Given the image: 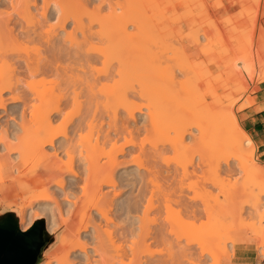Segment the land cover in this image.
I'll return each instance as SVG.
<instances>
[{
  "label": "bare ground",
  "instance_id": "bare-ground-1",
  "mask_svg": "<svg viewBox=\"0 0 264 264\" xmlns=\"http://www.w3.org/2000/svg\"><path fill=\"white\" fill-rule=\"evenodd\" d=\"M64 1L65 2H62V0H41L40 4H42V5H40L39 0H0V31L3 30L1 32H3V35L5 34L6 37H5V35L3 36L1 34H0V36H3V38L7 39V40H5V41H7L6 43L11 41L10 43H12V44H10V43L6 44L5 43L7 46L8 45H10V47L12 46L11 50H14V48H16L14 50L16 52H14V54H12L11 56H2L0 54V70H1L0 71V81H1L0 84L3 85L6 83L5 84L6 86L0 85V113L3 114L4 111L7 112L8 110L16 111V108H14V107H16V105L14 106V104L19 103V101H21V100L23 102V100L26 99V98L23 99V97L27 96L26 93H28V91L24 92V94H25L24 96L20 95L19 93H21V92H20V89L18 88L19 87L17 84L18 82H15V84H10V83H12V82H10V81H12L11 78L14 77L15 75H19V74L23 73L29 77L32 76L31 79L35 78L36 76H39V77L41 76L42 78H44L43 80H45V81H46V79H48L47 80L48 82H49V80H51L50 83L52 85L49 84L51 87L47 88V89H49V92L47 93L49 98L47 99V101H45L46 107H47V111H46V114L44 117L45 126L43 125L44 127L42 128V130L39 129V131H41V133H40V135H38V138L41 141L43 139L42 138L43 135H48V138L46 136H44L45 139L43 140V143L41 142L40 146H41V148L42 147L44 148L45 146L46 147L47 146H53L56 149V151H55V154H53L52 156H58L59 155L58 150L65 151V153L68 155V160L64 161L62 163L64 166V169H65V172H63V173H65V174H63V176L60 179H58L56 182H54L51 185L53 187L56 186L58 188L57 190L53 189L54 190L53 194L57 197V194L61 193V191L64 193L68 186L73 187V185H72L73 182L72 183H71V181L69 182L68 177H70V180H72L71 178H73V177H78L79 175H81L80 174L81 170H84V172L86 170L85 175H87L86 176L87 183L92 182L93 180L98 181V180L102 179V181L99 183V185H97L96 192H95L96 195H94L98 198L99 202L96 201L97 203L89 205V207H87L86 210H85L84 206H82V207L77 206L78 202L82 199V196L71 194V195L75 196L74 198L76 201L74 202L71 200H67L68 209H66L65 214L67 212V215L72 216L73 214L78 213L80 224L78 225L77 230L73 234L71 233L70 228H68L67 232H63V234L61 235L60 240H59L60 243L55 248L56 250H59L60 255L55 256L52 261H47L43 264H128L126 262V256L128 254V251H127L128 248L126 249V247H125L126 244L124 245V242L128 238L129 234L131 235L133 233L131 231H133L134 229L136 231V228L138 230V227H136L135 224L138 226L140 224L141 220L142 221L145 220V223H143V224H144V226H146L147 219H143L142 217L144 216V218H146L145 217V214H146L147 218H148L149 217L148 215L154 209L157 208V205H158L157 202H158V199L160 198L159 194L163 195V196L160 195L162 198H164V197L167 198L166 200H168V198H170L169 197L170 191L167 194V189H168V186H170L169 183L171 182V180L174 182V180L172 179L173 174L175 175L176 173H178V170L181 168V170H182L180 173L181 178H180V176H179L180 179H178L177 176H176V178L178 180H180L179 182L183 186L184 182H185V176H187L189 174H195V173L198 175V173H197L198 170H200V168L203 169V167H204L203 165L207 161V163L210 167V170H211L210 172L217 175L218 169H219V164H220L219 157L218 158L216 157V156H218V154H217L218 149L217 148L220 147V146H218L219 143H217L218 138L221 140L220 141L221 143L222 142H224V144L226 143L224 146L227 149L232 148L235 144L237 146V150H238V151L236 150V153L238 152V155L240 154L239 156H241L243 154L244 147H252L253 150H255L256 148H255V145H254L252 139L250 138V136L245 131H243L241 129L238 122H236V124L234 125V128L238 127V129H240V132L242 133V135L240 134L241 136H239V134L238 135L237 134H233V135L228 134V136H231V137H228L227 135L225 137V135L221 131V124H222V122L220 120V119H222L221 115L219 114V112L217 114L216 111L211 110L214 105L212 106V104H211V106H212L211 107L209 104H206V102H204V104L202 102V101H204L203 98H205V97H203L202 93H199L200 92L198 89L199 87H198V84L196 83V82L199 83V81H201L199 78L200 75L197 73L200 69H197L198 71L196 70L197 71L196 73L199 75L198 76L196 73L193 72L194 68L191 69L192 66L190 67V64H191L190 61H189V66H188V68L190 67L189 70L191 69V71H192V73L190 75L192 76V74L194 73L193 75L196 74L195 76L198 78L197 79L195 76H193L194 82H192L191 84H190V82L192 81L193 77L191 78V81H190L188 72H187L188 74H186V71H185V75H188V77L185 76V78H183V77L179 76L180 79L182 78L183 80H178V75L175 76V73L173 70H171V71L169 69H161L160 70V69H157L158 65L155 64L156 65L155 66L154 64H152L151 66L152 67L155 66L156 68L154 67L155 68V69L153 68L154 70L151 69V73L149 72V76L147 75L145 77V75L143 74L144 77L138 78V77H140V75H138L139 73L136 74V75H138V77H137V80H134V81L135 82L137 81V86H134V85H132V83H135V82L133 81V77L131 75L132 74L134 75L136 72H139L140 67H142L145 64H143L141 66V63L138 60L139 58L138 59H135V58L124 59L127 55L125 57H122L121 60H119L121 55H120V57L118 55H116L119 57L118 58L119 62L117 61V63H118L117 66L114 67L113 70H110L111 65L107 63L108 62L107 61V54H106L107 51L105 50L106 51V53H105L104 50H100L99 45H105V46L108 45V47H109L111 45L112 46L113 45L118 46V44H122V45L124 44V46H125V43H128V42H130L128 44H134V42H138V43L140 42V44H141L142 41L143 42L147 41L148 43L153 42V44H154L157 41H160V39L157 38L158 35L156 34L155 30L149 29L150 31L149 30L147 31L146 29H148V28L143 27L144 23L142 24V22L143 21L145 22V20H144L145 18H144V16H143L144 19L141 18L142 16L140 15L141 14L140 12H142L141 10L143 8H142V5L140 7V3L138 4V2H136V0H135V3H132L133 1H131V0H130L131 3L129 2V0L128 1L125 0V2L127 1L126 2L127 4L123 3L124 0L123 1L122 0H64ZM153 1H155V0H153ZM151 2H149V3H151ZM128 3H129V6H131L130 4H133V6H131V7L127 6ZM181 3H183V2H181ZM155 5H156V3H155ZM176 5L178 6V4H176ZM179 5H181V4H179ZM2 7H8L9 9L8 10H2L1 9ZM91 7H93V8H91ZM168 10H170V8H168ZM165 11H166V9H165ZM171 13L173 14V11ZM142 14H143V12H142ZM146 16L147 15H145V17ZM165 17H167V16H165ZM174 17L172 16V19ZM147 18H148V20L150 19L148 16H147ZM142 19H143V21H142ZM155 19H157V18H155ZM167 20L169 21V19H167ZM115 21H118L117 24H119V23H121V24H119L117 27H115L114 26L115 24H113V28L112 27L110 28L109 27L110 23H113ZM187 21H189V20H187ZM190 21H191V19H190ZM189 23H191V22H189ZM111 26H112V24H111ZM129 27L133 28L134 30L131 31ZM152 27H154V26H152ZM143 28H145V30H146L145 34L147 33L146 35H148V37H146L145 34L143 33L145 31ZM162 29H164V28H162ZM167 29L168 28H166V30ZM160 30H158L157 32H159ZM192 31H196V30L192 29ZM201 31L203 32V30H201ZM206 31H204V32H206ZM194 33L196 35V32H194ZM194 33H192V34L190 33V34L193 35ZM213 33H215V32L213 31ZM178 34H180V32ZM169 35H170V33H169ZM187 35L188 34H185V36H187ZM207 35H208V33H206V36H205L206 38L204 37V39H208V36L210 34L208 36ZM188 36H190V35H188ZM188 36H187V38L191 37V36L190 37H188ZM213 36H214V34H213ZM168 38H166V39H168ZM195 38H196V36H194L193 41L195 40ZM198 38H199V35H198ZM198 38H196V40ZM1 39L2 38H0V40ZM161 39L164 41L163 38H161ZM191 39H192V37H191ZM3 40L4 39H2V41ZM14 40L16 41V45H14V47H13ZM211 40H213V39H211ZM176 41H177V39H176ZM202 41H203V39H202ZM197 42L200 43V39L197 40L196 43ZM138 43H137V45H139V48H140V44H138ZM205 43L206 42H204L203 44H205ZM19 44H20V48L15 47L17 45L19 46ZM166 44H168V42ZM192 44H195V43L192 42ZM34 45H35V47H34ZM164 46H166V45H164ZM29 47H30V50H29ZM31 47L33 48V50L35 49L36 51L35 50L32 51ZM0 49H1V47H0ZM7 49L8 48H4V50H7ZM8 50H7V52H8ZM11 50H9V52ZM31 51H32V53H31ZM208 51L210 52V50H206L205 52L208 53ZM11 52H10V54H11ZM201 52H203V50ZM3 53H5V51ZM161 53H163V52H161ZM212 54L214 55V53H212ZM130 55H132L131 52H130ZM155 55H157V54H155ZM136 56L139 57V55H136ZM152 56H154V54H152ZM208 56H210V55H208ZM129 57H133V56H129ZM101 58H104V59L102 60ZM156 58L158 59L159 57L157 56ZM175 58H177V57H175ZM182 58L181 59L179 58V59L185 60ZM214 58H216V57H214ZM179 59H177V61L172 59V61H174L173 62L174 64H175V62L179 63L180 62ZM158 60L164 61V59H158ZM158 60H157V62H158ZM211 60H209V61H211ZM99 61H100V63H99ZM152 61H153V59H152ZM215 61H216V59H215ZM102 62H103V64H104V62L108 64V66L104 64L105 69H102L103 71L98 69L101 65H99V66L96 65L98 63L101 64ZM186 63L188 64V62H186ZM147 64H148V62H147ZM158 64H159V62H158ZM165 64H169V62L168 63L165 62ZM184 64H185V62H184ZM5 65H6V67H5ZM176 65H178V64H176ZM176 65H175V67H176ZM3 66L6 69H4ZM185 67H186V64H185ZM179 68H181V66ZM2 69H4V71ZM128 69H130V71H131L129 74L130 76L128 75L127 77H125V79L130 78V80L128 79L127 81H125L123 78H124L125 74L127 75L126 71ZM168 71H170V74L168 73ZM172 71L174 74L172 73ZM143 73H145V72H143ZM200 73L202 75L201 71H200ZM102 74H103V76H102ZM179 75H181V74H179ZM182 75H184V74H182ZM7 76L10 77L11 80ZM19 76H21V75H19ZM5 77L7 78V80H5ZM29 77H27V78H29ZM16 78L18 79L17 76H16ZM8 79H9V81H8ZM208 79H205V80L207 81ZM158 80L159 81L160 80H163V81L166 80L167 83L165 86L163 85L164 87L161 86V88L163 87V91L162 92L160 91L161 95H160V99L156 101L157 105L158 104L160 105L159 102L162 99L161 96H165L167 98L166 95L169 94V92L175 87L176 84L179 85V83H181L179 85V88L182 85V88H185V86H186V88H188L187 91L190 90L189 92H187V91H185L186 90V88H185V90L183 89L184 91L181 92V95L174 96V97L170 93L171 95L168 96L167 100H166V98H163V99H165L166 104L164 103L165 101L161 102V104L162 103L165 104L164 107H162L163 104L160 105L161 108H157L156 104H152L155 107H152L149 104L151 106V108H149L148 104L144 105V103H143V106L148 105V109H147V107H146V109L147 110L150 109V112H149V114L147 113L146 116H148L147 118L148 119L150 118L153 122L155 119L159 120V118H161V116L164 117L166 115V113L169 116L171 115L172 112L176 115L180 114V116H183V117H181V119L178 118L179 120H177L175 117L174 118L172 117L173 123L171 122V124L166 121L167 124L171 125V126L169 125L170 129L174 132V135H172L171 140H169L170 141V145L168 144L169 147L171 146V148L180 149L181 151H183L185 153V157H181V159L183 158L185 160V161L181 160L182 162L184 161V163L181 164V167L179 164H178L179 166L177 165L178 167H180L179 169H177L178 167H176V169H172L171 167L168 166V167H166L165 170L164 169L160 170L159 167L161 164L159 161H160L161 156L163 155V153L166 150V147H163L161 149L158 148V145L156 147V140H158L160 137H158L156 140L152 139L153 141H155V142L152 141L153 142L152 150L147 149L146 145L143 143L146 140L142 139L143 140V142H142L139 139H137V140H139L140 144L136 140L138 133H140V132L142 133L143 130L146 132V130H150L148 128H151L152 126L154 127L153 124L151 126V123H153V122H149L150 126L147 128L146 124L149 125V123H148L149 120L147 121V123H146V121L142 120V119H146V118L143 117L145 110H143L144 108L141 106L142 104L140 102L139 103L141 105H139V104L137 105V103L133 99L134 101L133 100L127 101V103H125L124 106H122L120 104L121 102L118 103L119 105H121L122 108H124V111L121 112V111H117L115 109H114L115 111L112 110L113 113L111 115L113 116L114 119H112V125L111 124L110 125L108 124V125L112 126V128L116 127V128H113L114 132H111V131L105 129V130H107L106 132H108V134L103 133L104 127H101L102 123L98 124L100 122V119L98 120L99 122L97 121L98 112H96L97 109H95V107L96 106L98 107V105H101L99 102L100 98L102 100V98L105 97L104 98L105 101L104 100L103 101L106 102V100L111 101L113 99V97H116L118 95L120 97L121 94H127L126 93L127 89L128 88H129V90L131 89V86H129L130 85L129 83L131 81H132L131 85H132V87H134V88H132L134 91L133 96H135V97L141 96V93L143 95V92H141L142 89L144 88L143 85L147 86V84H149V83L151 84L152 82H155ZM197 80H199V81H197ZM206 81H204V82L206 83ZM187 82H189L188 85H191V86L194 85L193 87L189 86L192 89H190L188 87ZM7 83H8V85H7ZM207 83H209V84H207ZM207 83L206 84L208 86L211 85L210 81H207ZM183 84L185 85L184 87H183ZM152 85H153V83H152ZM202 85H203V83H202ZM199 86H201V85H199ZM215 86H216V84H215ZM22 87L23 86H21V89H22ZM149 87H151V85ZM157 87H156V91H155V88H154V90H152V89L151 90L153 92H155V94L153 93V95H156L157 97H159L158 96L159 94H157V92H158ZM159 87H160V84H159ZM208 89H207L208 92H210L211 94L214 93L217 95V93H215L211 90L212 88L209 89L211 91H209ZM16 90L17 91L19 90L18 93ZM45 90H46V88H45ZM151 90L150 91L147 90V91L152 92ZM213 90L215 91V89H213ZM8 91H13V92L15 91L16 92L15 94H13V96H12V94L10 96H8V97H10L9 101L7 99H5V94H6L5 92H8ZM144 91H146V90H144ZM174 91H176V90H174ZM163 93H165V94L163 95ZM21 94H23V93H21ZM148 94L151 95V93H148ZM153 95H151V96H153ZM99 96H100V98H99ZM101 96H104V97H101ZM156 96L150 97V98L157 99ZM214 96L215 95H213L212 97H214ZM123 97L124 96H122L120 98H123ZM127 97H128V95H127ZM82 98L85 100V103L83 100H81ZM114 99H113V101L115 102V100H117V99H115V100ZM153 99H151L149 101L147 99V102H150ZM123 100H125V99H122V104H123ZM214 100H215V102H216V100H217V102H219L218 96H216V99H214ZM136 101H138V100H136ZM154 101L155 100H153L152 102H154ZM114 102H113V104H115ZM124 102H126V101H124ZM152 102H150V103H152ZM201 102H202V104H201ZM81 103L85 104V105H83V108L86 109L84 111L85 113L83 115H81L80 117L77 116L78 118L75 117L76 119H74V116H76V115H73L72 116L73 118L69 115L68 117H70V118L67 117L64 122H61V125H54V123L58 119L60 120L61 117H63L62 115L64 114L66 107H68L70 105H73L72 107H74V105H77V106L80 105V108H81V106H82ZM198 103H199V105H197ZM209 103H211V102H209ZM116 105L117 104H115V106ZM195 105H197V106H195ZM84 106H86V107H84ZM215 107H216V105H215ZM119 110H120V108H119ZM209 110H211L212 112ZM104 111H105V109H103V113H105ZM107 111H108V109H107ZM207 111H209L210 113H207ZM23 112H22V116H24L23 114H26L24 110H23ZM109 112H107V113H109ZM101 113H102V111H101ZM107 113H105V114H107ZM205 113H207V116ZM74 114H77V112ZM139 114H141L140 118H139ZM181 114H183V115H181ZM219 115H220V119H219ZM119 116H120V118H121V116L123 118L120 119ZM178 117H179V115H178ZM162 118H161V122H160L161 124H159V125L157 124V122H159L160 120L159 121L155 120V123L158 126L163 125L162 124ZM168 119L169 118H166V120H168ZM174 119H176L177 121L176 120L174 121ZM59 120H58V122H59ZM104 120H106V119H104ZM170 120H171V118H170ZM118 121L120 123H122V125L120 123H118ZM163 121H164L163 126L165 127V125H166L165 119H163ZM96 122H98V123H96ZM144 122H145V124H143L141 126V123H144ZM113 124H114V126H113ZM118 124H119V126H117ZM158 126H156V128ZM163 126H160V127L162 128ZM13 127H14L13 131L10 130L12 132H9V134L12 133L11 135H13L15 137L18 130L15 129L16 128L15 124H13ZM95 127L98 128V130L100 129L99 132L105 135V136L102 135L103 139L105 137H107V139L106 138L104 139L105 141L103 140L105 143H108V140L112 137L115 139V140H113L115 142V144L113 143L114 149H113V151L111 150L112 153L109 149L111 155L109 156V159L107 161H103V163L99 162L98 160H93L92 158H90L89 154L91 152L88 151L90 149V146H91L93 141L90 144V141L92 139L89 141V139H87V138L93 137V136L92 137L89 136V135H93V134H89V132L92 133L94 131ZM106 127H108V126L106 125ZM86 128H88V130H87L88 135H86L84 133V135L86 136V138H85V136L82 135V133L80 131L84 130ZM112 128H111V130H112ZM216 128H218V129H216ZM4 129H6V128H4ZM7 129H8V127H7ZM7 129H6V132L4 131V134L6 133L5 135L9 137L11 135H9L7 133L8 132ZM22 129H23V127H22ZM164 129H168V128H164ZM238 129H236V130H238ZM160 130L159 129L158 130L153 129V131H159V133L161 132ZM216 130H219V131H216ZM83 132H85V131H83ZM99 132H98V134H100ZM109 132H111V133H109ZM218 132L221 133L222 136L224 135L222 137V138H224L223 140H222V138L219 137L220 135H218L219 134ZM79 133H81V134L79 135ZM112 133H114V136L116 138L113 136ZM141 133H140V135H141ZM151 133H153V132H151ZM167 133L168 132L165 133L166 136H167ZM126 134H127V136H129V138L126 137ZM147 134H150V133L147 132ZM230 134H232V133H230ZM120 135L122 137H124L123 135H125V137H124L125 142L122 141V138H121V141H122V142H120L121 145L117 146V145H119V144H117L118 139H119V138H117V136L119 137ZM143 135H144V132H143ZM155 135H157V134H155ZM158 135H160V134H158ZM76 136H78L79 138H77ZM102 136L99 135V137H101V139H102ZM109 136H110V138H108ZM160 136H161V138H163L162 137V136H164L163 132H162V135H160ZM146 137L149 138L150 136H146ZM1 138H3V137H1ZM9 138L11 139V137H9ZM61 138H64V140L63 139L61 140ZM143 138H144V136H143ZM189 138L192 139V145L191 146H188V144H187V139H189ZM4 139H0V140H2V141H0V152L4 149V150H8L9 152H11L13 154H18V153L20 154L21 151L23 152L25 150L24 146L14 145L9 140H7V138L5 140ZM59 139H60V141H59ZM85 139H87V140H85ZM163 139H165V137ZM84 140L86 141L85 142L86 144L84 143ZM96 140H97L96 142L98 144V138L97 137H96ZM37 141L39 142V140H37ZM87 141H89V142L87 143ZM103 141H101V142H103ZM161 141L162 140H159V141H157V143L159 144ZM164 141H167V139L163 140L162 142H164ZM35 142L36 141H34V144H35ZM148 142L149 141H147V143ZM152 142H149V143H152ZM94 143H95V141H94ZM57 144H59V145H57ZM89 144H90V146H88ZM154 145H155V147H154ZM37 147H39V146H37ZM135 151L136 152L139 151V154L136 155L134 153ZM181 151H178V152H181ZM140 152H141V154H145V155L148 153V155H147L148 157H146V160L149 157L151 159L149 158L150 160L148 159V162L146 163L145 160H142L140 158V156L143 157V155H140ZM62 153H64V152H62ZM46 155H47V153H46ZM177 155L179 156V154H177ZM177 155H176V158H178ZM19 156H21V154L18 155V158H19ZM181 156H182V154H181ZM233 158H235V157H233ZM228 159H226L227 161H225V162H229ZM161 161H162V158H161ZM163 161H162V163H163ZM195 161H197V164H195ZM226 164H228V163H226ZM189 165L194 167L193 171L189 170ZM195 165L198 167H195ZM257 171L261 172L259 170H257ZM84 172H82V173L84 174ZM165 173H167V174L165 175ZM207 174H208V172H207ZM259 174H260V176H263V173H259ZM85 175H84V179H83L84 181H85ZM203 178H204V176H203ZM0 179H1V175H0ZM204 180H205V178H204ZM86 181H85V184H86ZM177 181L175 182L176 184H177ZM215 183H217V182L215 181ZM167 184H168V186H167ZM83 185H84V183H83ZM164 185H166V186H164ZM47 187H46V190H47ZM107 187H110L111 191L113 192L112 196L111 195L109 196L108 193L105 192V188H107ZM83 188L85 191L86 186H84ZM48 189H50V188H48ZM122 189H124L126 191H124ZM169 189H171V186ZM172 189H173V185H172ZM175 189H173V190H175ZM242 189H244V188H242ZM46 190H44V189H43V191H42V189L38 190L37 194L34 196L31 193L32 197H30L29 201H27L28 195L22 197V204L20 206L21 219L26 217V218H29V220L31 222V221H34L35 218H37V217H43L44 216L46 218V225H47L48 229L50 230L51 233H54L56 231V229L57 230L59 229L58 226L61 225L59 223V221L61 219L59 220V218L57 217L58 214H60V213L55 212V208H51L50 204H45V203H49V201L51 202V200H52V195L50 194V191L49 190L46 191ZM130 190H131L130 195H133V196L127 197V194ZM179 190H180V187H179ZM135 191H136V193H134ZM178 191H176V192H178ZM81 192H82V190H81ZM180 192H181V194L179 195V198H180L179 203H181V205H183L184 214H186L185 213V211H186L188 213L187 216L190 217L189 219H191V217H192L193 219L201 218V220H202V216H204V215H208L210 218L216 219L215 217L217 216V214H216V211H214L215 207L212 209L211 206L208 204H205V206H204V203H203L204 207L203 206L201 207L198 203H194L195 201L193 200L194 201L193 202L191 198H190L191 201L187 202L188 197L186 198L187 201H185V195L182 194L183 190L179 191V193ZM125 194H126V198H124ZM54 195H53V197H54ZM29 196H30V193H29ZM76 197L79 198L78 202H77ZM171 199H169V200H171ZM194 199H196V198H194ZM258 199L259 198L257 197L256 198L257 202H255V203L258 204L257 206L259 207L260 201L258 202ZM56 200H55V202H56ZM121 200H123V201H121ZM260 200H261V197H260ZM159 202H160V200H159ZM166 202H168V201H166ZM59 203L60 202H58V207H59V209H61L60 208L61 204L59 205ZM37 205H41V207L38 209V212L34 215V218H32L31 213L33 211H36L35 207ZM72 206H74V207L72 208ZM106 206H109L110 209H106L107 208ZM261 206H262V204H260V207ZM141 207H142L143 213L141 212ZM216 209H217V207H216ZM139 212L142 213V217H141V214L139 215ZM114 213L116 215L115 219L116 220L118 219V222H115V220L113 218ZM28 215H30V216L28 217ZM62 216H65V215H62ZM56 217L58 219H56ZM60 217H61V215H60ZM67 218H63V220H65ZM99 219L104 220L106 222V224H104L105 226H103L104 222H102L101 220H100L101 222H99ZM57 220H59V221H57ZM210 220H212V219H210ZM203 221L204 220H202V222ZM213 222L211 223V225L213 224ZM111 223H115V226H116L115 229L117 231L116 236H118L117 239H116V236L114 237L112 235L113 233L111 234L112 231L110 232L109 230L107 231L106 229H104V227H106V225H108L107 226V228H108ZM166 223L167 222H165V224ZM203 223H205V221ZM112 225H114V224H112ZM141 225H139V226H141ZM199 225H200V223H199ZM163 226H165V225L163 224ZM204 226L207 227V225H205V224H204ZM159 227H162V224H159V226H156V228H158V229H157V231L152 232L151 236H152V239H155V241L159 240L162 243H164L165 245L169 246V247H167L168 250L166 249L168 251V253L167 252L165 253L167 256L164 258L155 260V258H154L155 256L152 257L153 256L152 255L150 257V259H147V260H145V259L142 260L143 258L138 259L137 264H179V263L185 264V261H186V264H188V263L189 264H200L199 263V262H201L200 259H202V258H200L201 256H199L196 259L193 258V255H194L193 252H196V251L192 252V250H191L192 248L190 249L189 248L190 246L189 247L186 246L187 242H186V244L185 243L183 244L184 240L180 237L182 239V242H181V240L179 238H177V237H179L177 235L178 233L176 234V231L174 230V227H172V225H170V227H168V228L172 227L171 230L168 228H165V227H164L165 229L159 228ZM216 227H218V225ZM210 228L214 234L215 231H214V229H212L213 226ZM109 229H111V228L109 227ZM166 229H168V230H166ZM148 230H149V228H148ZM148 230L145 231L146 232L145 236H147V237H148L147 234H149ZM172 233L173 234L175 233L177 235V237H174V235ZM216 233H218V232H216ZM134 234H136V233L134 232L132 235H134ZM213 234H212V232L210 233V235H213ZM171 235L176 239L174 240L173 237H171ZM205 236H206V234H205ZM130 238H134V237H130ZM213 238H216V236L214 235ZM177 239H179L180 241H178ZM175 242L177 243V249H178V251L175 250L176 252H178L176 254L180 255V258H177V259H176V254H174L175 253L174 248L176 246ZM189 243H188V245H189ZM223 243L225 244V242H223ZM232 243L234 244L233 247L235 249L236 245L234 242H230V244H232ZM201 244H203V243H200V245ZM200 245H197V246H200ZM202 246L204 247V245H202ZM187 247L189 248V250L187 249ZM200 249H202V248H200ZM196 250L198 251V249H196ZM203 250H205V249L201 250L204 253ZM201 251L200 252L198 251V252L201 253ZM185 258H187V259L185 260Z\"/></svg>",
  "mask_w": 264,
  "mask_h": 264
},
{
  "label": "rangeland",
  "instance_id": "rangeland-1",
  "mask_svg": "<svg viewBox=\"0 0 264 264\" xmlns=\"http://www.w3.org/2000/svg\"><path fill=\"white\" fill-rule=\"evenodd\" d=\"M131 1H133L132 3H135V0H131ZM131 1L129 0L130 3H131ZM62 2H65V1L62 0ZM126 2L124 0L123 3H126ZM136 2H138V4L140 3V7L142 5V8H143L141 10L143 12V14H142V12H140L141 13L140 15L142 16L141 18H143V16L145 18V19L143 18L145 20V22L142 19V21H143L142 24L144 23L143 27L148 28V29H146L147 31L149 29L155 30L156 34L158 35L157 38H159L160 41H157L156 43H154L155 45L153 44V42L148 43L147 41H144V42L142 41L141 44H140V42L139 43L134 42V44L136 43L135 45L134 44H128V43H130V42H128V43H125V46H124V44L123 45L118 44V46L117 45L116 46L111 45L109 47H108V45H106V46L105 45H99L100 50H104L105 53L107 51V53H106L107 54V61H108L107 63L111 65V66L109 65L111 67V68L109 67L110 70H113L114 67L117 66V64H118L117 61L119 62V60H121L122 57H125L127 55L126 56L127 58L125 57L124 59H129V58L138 59L139 58L138 60L141 63V66L143 64H145L142 67H140L139 72H136L134 75L131 73L132 74L131 76L133 77V81L137 80L138 75H140V77H138V78L144 77L143 74L145 75V77L147 75L149 76V72L151 73V69L154 70L156 68L155 67L156 65H158L157 69H160V70L161 69H169L170 71L173 70L175 73V76L178 75V80H183L182 78L180 79V77L185 78V76L188 77V75H189V78L191 81V78L198 73L201 76L200 77L197 74L201 81L197 80V81H199V83L196 81L195 82L198 84V87H199L198 89L200 91L199 93H202L203 97H205V98H203L204 101H202V100L201 101L203 102V104H204V102H206V104H209L210 106H211V104H212V106L214 105L211 110L216 111L217 114L219 112V114L221 115V118H222V119H220V115H219V119L222 122L221 131L225 135V137H226V135L228 136V134L229 135H233V134L238 135L239 134V136L242 135V133L240 132V129H238V127L234 128V125L236 124V122L239 123V125L243 131L248 133L246 131L244 125H243V121H242L240 115L242 114L244 109L252 106L255 103V98L252 96V94L255 91L254 85L256 83H259L260 81H262L264 79V22H263L264 0H155V1H153V0H146V1L145 0H136ZM149 2H151V3H149ZM154 2L156 3V5ZM181 2H183V3H181ZM40 3H41V0H39V4ZM176 4H178V6ZM179 4H181V5H179ZM40 5H42V4H40ZM130 5L133 6V4H130ZM127 6H129V3ZM131 6H129V7H131ZM91 8H93V7H91ZM168 8H170V10H168ZM1 9L2 10H8L9 8L8 7H2ZM165 9H166V11H165ZM172 11H173V14L171 13ZM145 15H147L150 19L148 20L147 16L145 17ZM165 16H167V17H165ZM172 16L173 17L175 16V17L172 19ZM155 18H157V19H155ZM167 19H169V21ZM190 19H191V21H190ZM187 20H189V21H187ZM115 22L110 23L109 27L113 28V24H115L114 25L115 27H117L119 24H121V23L117 24L118 21H115ZM189 22H191V23H189ZM111 24H112V26H111ZM152 26H154V27H152ZM129 28L131 31L134 30L131 27H129ZM162 28H164V29H162ZM166 28H168L167 29L168 31L166 30ZM191 28L193 30H196V31H192ZM143 29L145 30V28H143ZM146 30L143 32L144 34H145ZM158 30H160L161 32L160 31L157 32ZM201 30H203V32ZM1 31H3V30H1ZM204 31H206V32H204ZM213 31L215 33H213ZM179 32H180V34H178ZM194 32H196V35ZM169 33H170V35H169ZM190 33L191 34L194 33V34L191 35ZM206 33H208V35L210 34L209 36L207 35L209 40L204 39V37L206 36ZM0 34L3 35V32H1ZM146 34H145V36L148 37V35H146ZM185 34L190 35L192 37V39L188 35L187 36L190 38H187V36H185ZM213 34H214V36H213ZM198 35H199V38H198ZM3 36H0V38L4 39L3 41H2V39L0 40V47H1L0 54L2 56H11L12 54H14V52H16V51H14L16 48H14V50H11L12 46L10 47V45H8V46L6 45V44H9L11 41L6 43L7 41H5V40H7V39L3 38ZM194 36H196V38H198L197 40L200 39L201 44L199 42L196 43V41H197L196 38H195L196 41L195 40L193 41ZM5 37H6V35H5ZM161 38H163L164 41ZM166 38H168V39H166ZM201 38L203 39V41ZM176 39L178 42L176 41ZM211 39H213V40H211ZM167 42H168V44H166ZM192 42L195 43L196 45L192 44ZM202 42L203 43L206 42V43L203 44ZM137 43L140 44V48H139V45H137ZM10 44H12V43H10ZM14 45H16L15 40L13 42V47H14ZM164 45H166V46H164ZM15 47L20 48V44H19V46L17 45ZM34 47H35V45H34ZM4 48H8L9 50H11L12 51V52L10 51L11 54H10L8 49H7L8 50V52H7V50H4ZM33 48H32V51L35 50V49L33 50ZM2 49L5 51V53H3L4 51ZM29 50H30V47H29ZM202 50H203V52H201ZM206 50H210V52L208 51L209 54L205 52ZM32 51H31V53H32ZM130 52L132 55H130ZM161 52H163V53H161ZM194 53L195 54L197 53V54L195 55ZM212 53H214V55ZM135 54L139 55V57L136 56ZM152 54H154L155 57L152 56ZM155 54H157V55H155ZM116 55H118L119 57L121 55L119 60H118L119 57ZM208 55H210V56H208ZM129 56H133V57H129ZM157 56L159 57L158 59H164V61L158 60L156 58ZM175 57H177V58H175ZM214 57H216V58H214ZM179 58L180 59L182 58L185 60H180ZM101 59L103 60L104 58H101ZM152 59H153V61H152ZM172 59H174L176 61H177V59H179L180 62L179 63L175 62V64H174L173 63L174 61H172ZM215 59H216V61H215ZM157 60H158L159 64H158ZM209 60H211V61H209ZM100 61H99V63H100ZM189 61L191 62V64H190V67L192 66L191 69L194 68L193 69L194 73H196L198 71L197 69H200L195 75H193L194 74L193 73L192 76L190 75L192 73V71H191V69L189 70L190 67L188 68ZM147 62H148V64H147ZM165 62L166 63L169 62V64H165ZM184 62L186 64V67H185ZM186 62H188V64ZM99 63L96 64L97 66L101 65L99 68L97 67L99 70L105 69L104 64L108 66V64L105 62H104V64H103V62L101 64H99ZM152 64H154V65L156 64V65L152 67L151 66ZM176 64H178L179 66ZM175 65H176V67H175ZM180 66H181V68H179ZM5 67H6V65H5ZM5 67L3 66L4 69H6ZM4 69H2V70L4 71ZM170 71H168L169 74H170ZM173 71H172V73H173ZM185 71H186V74H188V73L189 74L185 75ZM200 71L202 72V75H201ZM126 72H127V75L125 74L124 78H123L125 81H127L128 79L130 80V78L125 79V77H127L131 71H130V69H128ZM143 72H145L146 74ZM136 74H138V75H136ZM179 74H181V75H179ZM182 74H184V75H182ZM19 75H21V76H19ZM19 75H15L14 77H12L11 78L12 81H10L12 83H10V84H15V82H18L17 83L19 86L18 88L20 89V92L23 93V94H21V93H19V94L24 96L25 95L24 92L28 91V93H26L27 96H25V97L22 96L23 99L26 98L25 100H23V102L21 100V101H19V103L14 104V106L16 105V107H14V108H16V111L8 110L7 112L4 111L3 114L0 113V139H4V138L6 139L7 138V140H9L14 145L24 146L25 150L23 152L19 151L21 154V156H19V159L23 160L25 162V164H27V165H34V164H37L40 161L46 159L47 157L52 156L53 154H55V151H56V149L53 146H47V147L45 146L44 148L43 147L41 148L40 145H41V142L43 143V140L45 139L44 136H46L48 138V135L42 134L43 139L41 141L38 138V135H40V133H41V131H39V129L42 130V128L45 126L44 117H45V114L47 111L45 101H47V99L49 98V96L47 95V93L49 92V89H47V88H50L51 87L50 85H52V84L50 83L51 80H49V82H48L47 81L48 79H46V81H45V80H43L44 78H42L41 76H40L41 78L39 76H36L35 78L31 79L32 76L29 77L23 73H21ZM16 76L18 77V79L16 78ZM102 76H103V74H102ZM27 77H29V78H27ZM8 78L10 79V77H8ZM9 79H8V81H9ZM193 79H194V77L192 78L191 82L189 81L190 84L192 82H194ZM205 79H208L207 81H210L211 85L208 86L207 84H209V83H207V81ZM5 80H7L6 77H5ZM204 81H206L207 84ZM189 82H187V85ZM131 83H132V81L129 83L130 84L129 86H131V89L130 90H129V88L127 89V91H128V92L126 91L127 94H121L120 97L124 96L123 98H120L119 95L116 96L117 98L113 97V99L114 98L117 99V100L114 99L115 102L111 98L112 100L111 99L110 100L112 102L106 100V102H107L106 103V102H104L105 97L101 96V97H104L101 100V98L99 96V98H100L99 102L101 105H98V107L100 106L99 108L96 106L97 108L95 107V109H97L96 112H98L97 121L100 119V122L98 121L99 123L98 122H96V123H98V124L102 123L101 127H104L103 133L108 134V132H106L107 130L114 132L113 128H116V127L112 128V126H109L110 124L112 125V119H114L113 116L111 115L113 113L112 110L113 111L117 110V111H121V112L124 111V108H122L121 105L124 106V104L127 103V101H131L133 99L135 100L137 105L142 104L141 106L144 108L143 110H145L143 117H145L147 120L146 119H142V120L146 121V123L148 120H149L148 123L153 122L150 118L149 119L147 118L148 116H146L147 113L149 114V112H150V109L147 110L148 105L150 104L152 107H155L152 104H156V101L160 99V95H161L160 91L161 92L163 91V87L166 85L167 81L166 80H164V81L158 80V81L152 82L154 86L152 85V83L147 84V86L143 85L145 88V89L143 88L141 91V92H143V95L141 93V96H137V97L133 96L134 91L132 89V88H134V87H132V85L137 86V81L135 82L136 84L132 83V85H131ZM156 83L157 84L159 83L160 87H159V84L157 85ZM202 83H203V85H202ZM5 84H3V85H5ZM180 84L181 83H179V85ZM184 84H183V87L185 86ZM215 84H216V86H215ZM0 85H2V84H0ZM7 85H8V83H7ZM150 85H151V87H149ZM179 85L176 84L175 85L176 88L174 87L175 89L173 88L169 92V94L167 93L168 94V95H166L167 98L171 94L173 97L181 95V92H183L185 90L186 86H185V88H182V85H181L179 88ZM199 85H201V86H199ZM21 86H23L24 88L22 87V89H21ZM155 86L158 89L157 94H159L158 95L159 97H157L156 95H153V93L155 94V92H153L152 90H154V88H155V91H156ZM161 86H163V87L161 88ZM189 86H191V85H188V87ZM193 86L194 85H192L191 87H193ZM45 88H46V90H45ZM208 88L211 89L213 92L217 93V95L214 93L211 94L210 92H208L207 91ZM187 89L188 88H186L185 91H187ZM190 89H192V88H190ZM213 89H215V91ZM144 90H146V91H144ZM147 90L148 91L151 90L152 92H148ZM174 90H176V91H174ZM211 90H209V91H211ZM18 91H17V93H18ZM189 91L190 90H188L187 92H189ZM12 92L13 91L5 92L6 93L5 99H7L9 101L10 97H8V96H10L11 94L13 96V94L16 93L15 91L13 93ZM148 93H151V95H153V96L149 95ZM165 93H163V95ZM127 95H128V97H127ZM213 95H215L214 96L215 98L212 97ZM154 96H156L157 99L150 98V97H154ZM216 96H218V98H219V102H217V100H216L217 103L214 100V99H216ZM161 98H162L161 99L162 101L160 100L159 103H160V105L163 104L162 107H164L166 104V101L163 98H166V97L161 96ZM167 98H166V100H167ZM122 99H125V100H123V104H122ZM147 99H148V101L151 99H153L155 101L152 102L153 101L152 100V101H150L152 103H150V102H147ZM81 100H83L85 103V100L83 98ZM136 100H138V101H136ZM124 101H126V102H124ZM113 102L117 105L115 106V104H113ZM119 102H121L120 103L121 105L118 104ZM161 102H164L165 104L164 103L161 104ZM202 102H201V104H202ZM209 102H211V103H209ZM143 103H144V105H146V104H148V105L143 106ZM199 103L197 105H199ZM83 105H85V104H82L81 108H80V105L79 106L74 105V107H72L73 105H70V106L66 107L64 114L62 115L63 117H61L60 120L58 119L60 123L57 120L54 123V125H61V122H64L69 115L71 117L73 115H76V116H74V119H76L75 117H77V116L80 117L81 115H83L85 113L84 111L86 110L83 108ZM150 105H149V108H151ZM160 105L156 104L157 108H161ZM197 105H195V106H197ZM215 105H216V107H215ZM84 107H86V106H84ZM146 107H147V109H146ZM119 108H120V110H119ZM103 109H105V111H104L105 113L110 111L109 112L110 114L109 113H107V114L103 113ZM107 109H108V111H107ZM23 110L26 113V114H23L24 116H22ZM211 110H209V111H211ZM101 111H102V113H101ZM209 111H207V113H210ZM73 112L74 113L77 112V114H74ZM207 113H205L206 116H207ZM178 115H179V117H178ZM181 115H183V114H181ZM140 116H141V114H139V118H140ZM168 116L169 115H167V113L164 117L161 116V118L163 117L162 118V124L163 125H164L163 119H165V122L167 121L168 123L171 124V122L173 123L172 117L173 118L175 117L177 120H179V119H181V117H183V116H180V114L176 115L173 112L171 113V115L169 117ZM68 118H70V117H68ZM119 118H120V116H119ZM122 118L123 117L121 116L120 119H122ZM161 118H159L160 121L155 119L156 121H159V122H157L158 125L161 124L160 123ZM166 118H169V119L166 120ZM170 118H171V120H170ZM104 119H106V120H104ZM176 119H174V121ZM155 120L153 123H151V126L153 124L155 128L153 126L151 127L152 129L148 128L150 126V123H149V125L146 124V127L150 130H146L147 129L146 128L145 129L146 132L143 130L142 133L140 132L141 135H140V133H138L137 134L138 136L136 135L137 136L136 140L139 139L142 142H143V140H146L145 141L146 143L145 142H143V143L146 145L147 149L152 150L153 142H155L153 140H156L158 137H160L158 140H156V147H157V145H158V148H160V149L163 147H166V150L163 153L164 156L163 155L161 156L162 161L163 160L164 161L162 163L161 158L159 161L161 164L159 167L160 170H163V169L165 170L166 167H168V166L171 167L172 169H176V167H178L179 165L181 167V164H183L185 161L183 158L181 159V157H185V153L183 151H181L180 149L171 148V146L169 147V145H170L169 140H171L172 135H174V132L170 129L171 125L167 124V122H166L165 127L163 125H160V126H163L161 128L160 126H158L155 123ZM119 121H118V123H120ZM13 124H15V127H16L15 129L18 130L17 133L15 132L16 133L15 137L13 135H11L12 133L9 134V132L13 131V128H14ZM120 124L122 125V123H120ZM143 124H145V122L141 123V126ZM106 125L108 127H106ZM113 126H114V124H113ZM117 126H119V124ZM156 126H158L157 128L159 130L161 129L160 133H159V131H153V129L158 130L156 128ZM7 127H8V129H7ZM22 127H23V129H22ZM4 128H6L8 131L7 133L9 135H11V136H9V137H11V139L5 135L6 133L4 134V131L6 132V129H4ZM111 128H112V130H111ZM164 128H168V129H164ZM105 129H107V130H105ZM216 129H218V128H216ZM236 129H238V130H236ZM10 130H12V131H10ZM87 130H88V128L81 130L80 132L82 133V135H84V133L86 135H88ZM99 130H98V128L95 127L94 131L93 130H92L93 132L91 131L92 133L89 132V134H93V135H89V136L90 137L93 136V137L87 138V139H89V141L92 139L90 141V144L92 141L93 142L91 144L92 147L90 146V144L88 145V146H90V149L92 148L91 150L89 149L88 151L91 152L89 154L90 158H92L93 160H98L99 162L103 163V161H107L109 159V156L111 155V153L114 149L113 143L115 144V142L113 140H115V139L113 137L110 138V136L112 134L114 136V133H112L108 137V138H110L108 140V143H105L104 139L105 138L107 139V137H105L103 139L102 135H104V134L100 133ZM83 131H85V132H83ZM216 131H219V130H216ZM98 132L100 134H98ZM111 132H109V133H111ZM143 132H144V135H143ZM147 132L150 134H147ZM151 132H153L154 134ZM162 132L164 135L162 137L163 138L165 137V139H167V141L162 142L163 140H165V139L161 138V136H160V135H162ZM166 132L169 133V134L167 133L168 137L165 134ZM81 133H79V135ZM230 133H232V134H230ZM155 134H157V135H155ZM158 134H160V135H158ZM99 135L102 136V139H101V137H99ZM218 135H220L219 136L220 138H222L224 136V135L222 136L221 133H219ZM123 136L125 137V135H123ZM143 136H144V138H143ZM146 136H150V137L147 138ZM249 136H250V134H249ZM1 137H3V138H1ZM76 137L79 138L78 136H76ZM96 137L98 138V144L96 142L97 141ZM124 137H122L121 135L119 137L117 136V138H119L118 139L119 143L117 142V144H119V145H117V146H120L121 145L120 142L125 140ZM126 137L129 138V136H127V134H126ZM228 137H231V136H228ZM85 138H86V136H85ZM121 138H122V141H121ZM62 139L64 140V138H61V140ZM87 139H85V140H87ZM223 139L224 138H222V140ZM37 140H39V142ZM85 140H84V143L86 142ZM100 140L101 141L104 140V141L101 142ZM139 140H137L138 143H139ZM159 140H162L161 141L162 143L160 142L158 144L157 141H159ZM0 141H2V140H0ZM34 141H36L35 144H34ZM59 141H60V139H59ZM89 141H87V143ZM94 141L96 144L94 143ZM147 141H149V142L153 141V142L147 143ZM220 141L221 140L219 138H218V142L216 141L217 143H219L218 146H220L218 148L216 147L218 149L217 150L218 156H216V157L217 158L219 157V162H220L217 175L210 172L211 171L210 167L206 161V163H204V165H203L204 167L202 166L203 169L200 168L201 171L198 170V172H197L198 175L195 173V174H189V175L185 176V182H184L185 186L183 185L184 186L183 187L179 182L180 180H178L181 178L180 173L182 171L181 168L178 167L177 169L180 168L179 169L180 171L178 170V173H176L175 175L173 174V176H172V179L174 180V182L171 180V182L169 183L171 186V189H169L170 186H168V184H167V186H168L167 194L170 191V194H169L170 198H168V200H166L167 198L164 197L165 198L164 199L161 197L163 195L159 194L160 198L158 199V202L156 201L158 204L157 208L154 210L152 209L153 210V211L151 210L152 212L150 211L151 213L148 215L149 216L148 218H147V215L145 213L144 214H145L146 218H144V216L142 217V213H143L142 207L143 206L141 207L142 213L139 212V215L141 214V217L143 219H147L146 226H144V224H143V223H145V220H143V221L141 220V222L139 224V225L142 224L141 226H139V225L137 226L135 224V226L138 227V230L136 228V231L134 229L131 232H133V233L135 232L136 234L132 235L133 234L132 233L131 234L132 236L129 234L128 238L124 242V245L126 244V246H125L126 249L128 248L127 249L128 254L126 256V262L128 264H137L138 259L143 258L142 260H144V259L147 260V259H150V257L152 255H153L152 257L155 256L154 257L155 260H158V259H161V258H164L167 256L165 253L166 252L168 253L167 247H169V246L165 245L164 243H162L159 240L155 241V239H152V236H151L152 232L157 231L158 228H156V226H159V224H162V227H159V228H164V227L168 228V227H170V225H172V227H174V230L176 231V234L178 233L177 235L179 236V237H177V235L175 233L174 234L172 233L174 235V237L179 238L181 240V242L183 239L184 240L183 244L184 243L186 244V242H187L186 246H188V247L190 246L189 248L190 249L192 248L191 249L192 252L196 251V252H193L194 253L193 258L196 259L199 256H201L200 258H202V259H200L201 260V262H199L200 264H228L227 263L228 260L229 261H232V260L235 261L237 258H240L241 255L238 254L239 247L236 245V248L234 249V247H233L234 244L233 243L230 244V242H234L233 235L238 234V233L247 235V237L251 241H253V245L251 247H249L253 250L249 253V255L245 256V257H247L246 261H244L242 263L241 262L240 263L237 262V263H239V264H264V166L261 165V163L259 162V160L257 158L256 149L253 150L252 147H244L243 154L241 156H239L240 154L238 155V152L236 153L237 146L235 144L233 147L231 146L232 148L227 149L224 146L226 143L224 144V142L221 143ZM187 144H188V146L192 145V139L191 138L187 139ZM57 145H59V144H57ZM37 146H39V147H37ZM154 147H155V145H154ZM109 149H110V151L112 150L111 153H110ZM2 151L9 152L8 150H4V149ZM61 151L62 150H58V154H59L58 156L60 157V159L63 162L67 161L68 155L65 153V151H62L64 153H62ZM178 151H181V152H178ZM45 152L47 153V155ZM9 153H11V152H9ZM134 153L136 155H138L139 151L138 152L135 151ZM20 154L18 153V154H13V155L16 158H18V155H20ZM177 154H179V156ZM181 154H182V156H181ZM140 155H143V157L140 156V158L142 160H145V162L147 163L148 159L150 158L149 157L146 160V157H148L147 156L148 153L145 155V154H141V152H140ZM176 155L178 156V158H176ZM233 157H235V158H233ZM226 159H228L229 162H225V161H227ZM181 160H184V161L182 162ZM226 163H228L229 165ZM195 164H197V161H195ZM195 167H198V166L195 165ZM193 169H194V167L189 165V170L193 171ZM257 170H259L261 172H258ZM82 172H84V170H81V173H80L81 175H79L78 177L71 178L72 180H70V177H68L69 182L70 181H71V183L73 182L72 185L74 188L71 186L70 187L68 186L66 191L64 193L61 191V193L57 194V197L53 194V191H54L53 189L57 190L58 188L56 186L53 187L51 185L47 187V190H49L50 194L52 195V200H51V202L49 201V203H45V204H50L51 208H55V212L60 213V214H58L57 217L59 218V220L61 219L60 220L61 222L59 220H57V221H59V223L62 226L61 225L58 226L59 229L58 230L56 229V231L54 233H52V234H54V240L50 243V245L44 251L43 260L39 264H43L47 261H52L55 256L60 255L59 250H56L55 248L60 243L59 240H60L61 235L63 234V232H67L68 228H70V231L73 234L77 230L78 225L80 224L78 213H75L72 216L67 215V212L65 214L66 209H68L67 200H71V201L75 202L76 201L74 198L75 196H73V195L82 196V199L79 202H78L79 198L76 197L77 202H78L77 206L78 207L84 206L85 210L87 209V207H89V205L95 204V203H97L96 201H98V198L94 195H96L95 194L96 187H97V185H99V183L102 181V179H100L98 181L93 180L92 182L87 183V181H86L87 175H85L86 170H85L84 174ZM207 172H208V174H207ZM257 173L258 174L263 173V176H260V174L258 175ZM166 174L167 173H165V175ZM84 175H85L86 184H85V181L83 180ZM176 176L178 179L176 178ZM179 176H180V178H179ZM203 176H204L205 180H204ZM212 180L213 181L215 180L217 183H215V181L213 182ZM176 181H177V184L175 183ZM83 183H84V185H83ZM172 185H173V189L176 188L175 190L172 189ZM84 186H86L85 191L83 188ZM164 186H166V185H164ZM178 186L180 187V190H179ZM48 188H50V189H48ZM242 188H244V189H242ZM177 189L179 191L183 190L182 194L185 195V201H187V199H188L187 202L191 201V199H192V201L193 200L195 201V202L193 201L194 203H198L201 207L203 206V203H204V206H205V204L210 205L212 209L215 207L214 211H216V214H217V216L215 215L216 216L215 218L216 219L218 218V219L216 220V219L210 218L208 215H204V214L203 215L205 217L202 216V220H204L205 223H203L204 221L202 222L201 218L193 219L191 217V219H189L190 217L187 216L188 213L185 211L186 214H184L183 205H181V203H179V201H180L179 195L181 194V192L179 193V191ZM44 190H46V187L44 188ZM81 190H82V192H81ZM122 190H124V189H122ZM126 190H124V191H126ZM42 191H43V189H42ZM176 191H178V192H176ZM37 192L38 191L32 193V195L33 196L36 195ZM105 192H107L109 196L110 195L112 196L113 192L111 191L110 187L105 188ZM130 193H131V190L128 192L127 197L133 196V195H130ZM134 193H136V191ZM71 194H73V195H71ZM32 195L31 194H30V196L28 195L27 201H29V199H30V197H32ZM53 195H54V197H53ZM259 196L261 197V200H260ZM257 197L259 198L258 202L260 201V204H262L261 207H260V204L258 207L257 206L258 204L255 203V202H257L256 201ZM124 198H126V194H125ZM194 198H196V199H194ZM54 199L55 200L57 199L56 200L57 203L55 202ZM169 199H171V200H169ZM159 200H160V202H159ZM121 201H123V200H121ZM166 201H168V202H166ZM58 202H60L59 205L61 204V207H60L61 209H59V207H58ZM21 204H22V199L18 203V207L16 209L20 218H21V209H20ZM40 207H41V205H37L35 207L36 211H33L31 213L32 218H34V215L38 212V209ZM73 207L74 206H72V208ZM106 207H105L106 209H110L109 206H106ZM216 207H217V209H216ZM60 215H61V217H60ZM62 215H65V216H62ZM29 216L30 215H28V217ZM57 217H56V219H58ZM62 217L63 218L68 217V218L63 220ZM113 218H114L115 222H118V219L117 220L115 219L116 218L115 213H114ZM210 219H212L214 222ZM100 220L101 219H99V222H101V221L104 222L103 226H105L104 224H106V222L104 220H101V221ZM34 221L30 222L29 218L24 217L23 219H21V222H20L22 229L26 230L27 228H29L33 224ZM165 222H167L166 223L167 225L165 224ZM212 222H213V224L211 225ZM199 223H200V225H199ZM112 224H114V225H112ZM163 224L165 226H163ZM204 224L207 225V227L204 226ZM217 225H218V227H216ZM107 226L108 225H106V227H104V229H106L107 231L109 230L110 232L112 231L111 234L113 233L112 235L115 237L117 234V231L115 229L116 228L115 223H111L109 225V227L111 229H109V227L107 228ZM209 226L210 227L213 226L212 229H214V231H215L214 234H213V231H211V228ZM172 227L168 228V229L171 230ZM148 228H149V230H148ZM168 229H166V230H168ZM147 230L149 232V234H147L148 237L145 236V234H146L145 231H147ZM49 232H50V230H49ZM211 232L213 235H210ZM216 232H218V233H216ZM205 234H206V236H205ZM214 235L216 236V238H213ZM117 237L118 236H116V239H117ZM130 237H134V238H130ZM171 237H173V236L171 235ZM174 237H173V239L175 240L176 238H174ZM179 239H177V240L180 241ZM223 242H225V244ZM188 243H189V245H188ZM200 243H203V244L200 245ZM175 244H176V246L174 245L175 246L174 251L175 250L178 251L177 243L175 242ZM197 245H200V246H197ZM202 245H204V247ZM188 247H187V249L189 250ZM200 248L205 249V250H203L204 253L201 251L202 249H200ZM196 249H198L199 252L201 251V253H199ZM176 253H178V252L175 251L174 254H176ZM177 258H180L179 254H176V259ZM186 259L187 258H185V260ZM185 264H186V261H185Z\"/></svg>",
  "mask_w": 264,
  "mask_h": 264
},
{
  "label": "crops",
  "instance_id": "crops-1",
  "mask_svg": "<svg viewBox=\"0 0 264 264\" xmlns=\"http://www.w3.org/2000/svg\"><path fill=\"white\" fill-rule=\"evenodd\" d=\"M254 89L252 96L255 103L244 109L240 117L255 145L257 158L264 166V79L256 83ZM62 163L59 156H49L37 164L27 165L12 153L0 152V211L16 210L22 197L44 189L60 179L65 174ZM233 239L239 247L238 254L241 257L235 261L228 260L227 263L239 264L247 260L245 256L253 250L249 248L253 241L247 235L239 233L233 235Z\"/></svg>",
  "mask_w": 264,
  "mask_h": 264
},
{
  "label": "water",
  "instance_id": "water-1",
  "mask_svg": "<svg viewBox=\"0 0 264 264\" xmlns=\"http://www.w3.org/2000/svg\"><path fill=\"white\" fill-rule=\"evenodd\" d=\"M16 210L0 211V264H39L54 240L46 218L38 217L26 230Z\"/></svg>",
  "mask_w": 264,
  "mask_h": 264
}]
</instances>
